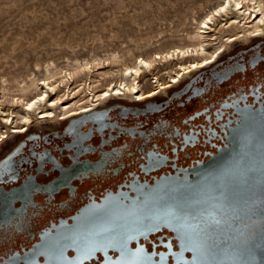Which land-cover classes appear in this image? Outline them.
Returning a JSON list of instances; mask_svg holds the SVG:
<instances>
[{"label": "flooded vegetation", "instance_id": "af4514ba", "mask_svg": "<svg viewBox=\"0 0 264 264\" xmlns=\"http://www.w3.org/2000/svg\"><path fill=\"white\" fill-rule=\"evenodd\" d=\"M218 60L143 105L105 103L63 128L22 133L0 157V264H52L42 245L54 239L64 264H118L119 248L83 256L64 225L108 194L206 161L248 109L264 108V43ZM127 248L141 250V264H174L180 250L166 228Z\"/></svg>", "mask_w": 264, "mask_h": 264}, {"label": "rangeland", "instance_id": "374dc122", "mask_svg": "<svg viewBox=\"0 0 264 264\" xmlns=\"http://www.w3.org/2000/svg\"><path fill=\"white\" fill-rule=\"evenodd\" d=\"M244 1L250 5L255 3V0ZM223 2L224 0H0V96L4 107L12 105L16 108L14 100L18 98L17 87L29 81L34 76L32 74L41 77L46 65L52 61L57 66L60 65V72L55 77L58 80L65 73L72 71L73 74L71 89L62 86L61 94L65 101H76L89 94L88 84L97 86L96 90L101 92L111 79L120 77L124 64H131L136 56L154 57L157 52L160 53L157 55L164 56L176 46L192 44L187 36L193 33L197 21L204 15L211 14ZM228 17L224 14L215 16L216 30L209 37L210 48L226 42L218 62L264 43V36L244 40L241 33L234 34L230 28L222 30V25H228ZM115 52L125 58L115 60L111 55ZM187 53L196 55L197 52ZM74 59L84 62L83 64L87 62V66L73 68L70 62L73 63ZM174 59L177 61V58ZM175 61L168 55L157 59L146 75L151 84L156 83L157 77L168 80L179 69L178 64L174 65ZM5 84L9 89L4 93L1 87ZM70 90L73 93L68 94ZM164 95H158L154 99ZM86 99L83 97L81 102ZM104 103L136 106L143 105L144 102L110 98ZM64 123L66 121L62 119L42 122L34 120L26 131L46 132L63 128ZM23 135L9 134L0 142V157L22 139Z\"/></svg>", "mask_w": 264, "mask_h": 264}, {"label": "water", "instance_id": "95a60500", "mask_svg": "<svg viewBox=\"0 0 264 264\" xmlns=\"http://www.w3.org/2000/svg\"><path fill=\"white\" fill-rule=\"evenodd\" d=\"M228 140L216 154L188 170L161 176L153 183L132 185L129 191L108 194L102 202L84 206L74 222L64 227L82 231L89 218H96L97 223L111 218L132 237L127 239V247L134 240L166 228L174 233L180 248L175 253L180 255L174 254V264H191V246L180 239L174 226L156 223L137 230L130 218L120 219L125 209L142 206L145 201L152 205L163 196L187 212H211L224 221L208 233L211 241L224 250L216 257L219 264H264V108L248 109Z\"/></svg>", "mask_w": 264, "mask_h": 264}, {"label": "bare ground", "instance_id": "6f19581e", "mask_svg": "<svg viewBox=\"0 0 264 264\" xmlns=\"http://www.w3.org/2000/svg\"><path fill=\"white\" fill-rule=\"evenodd\" d=\"M244 2V0H224V2L219 4L217 9H214L211 14L204 15L200 20H196L197 24L195 30L192 31V34L187 36L188 39L192 41V44L189 46H176L172 50L166 52L164 56L157 55L160 54L158 52L154 57L152 55L136 56L131 64H124V68L119 75L120 77L111 79L101 92L96 90L97 86L92 87L91 84H88L90 85L89 94L83 96L87 99L82 102V96L79 100L67 102L61 94L63 91L62 86H67L71 89L70 84L71 80H73L72 71L68 72V74L65 73L58 80V78L55 77L60 72V65L57 66L54 61L48 63L42 75L43 77H37L36 74H32V76H34L31 77L29 81L24 82L23 80L24 84L21 83L22 85L20 84L21 86L17 87L18 94L16 95L18 98L14 100L16 108L12 105L4 107L3 100L0 96V137L5 139L9 134H22L34 120L39 122L61 119L63 121L67 120L70 117L93 110L102 103L105 104L104 102L110 98L129 99L130 101L141 102L165 94L170 88L176 87L193 73L211 65L222 56L224 52L223 46H225L226 42H222L221 45L210 48L211 39L209 37L211 33L216 30V28H214L216 15H228V25H222V30L230 28L234 34L241 33L240 35L244 40H248L252 37L264 36V0H255V3L252 5ZM226 3L227 7H225ZM220 9H223V11H220ZM189 51L190 53L197 52L196 55L198 56L189 55V53H187ZM115 53L111 54L115 60H120V57L122 59L125 58L124 55L122 57L119 56L120 54ZM167 55L169 58H172L173 61L176 60L174 58H177L174 65L178 64L179 69L170 75L168 80H161L157 77L156 83L154 85L151 84L150 79L146 77L148 74L147 72L151 71L157 59H161L162 57L166 58ZM69 60L71 59L69 58ZM141 60H143V63H141ZM205 60L210 61V63L204 64ZM73 61L75 63L69 61L73 68L87 66V62L83 64L84 62L82 63L79 60L74 59ZM193 64L200 66L192 68ZM173 81H175V83ZM6 86L5 84L1 87L4 93L9 89H7ZM149 91L156 94L154 96H148ZM30 93L33 94L29 96ZM71 93H73L72 90L68 92V94ZM105 93H107V95H105ZM138 96L143 98L137 99ZM40 97H43V99H40ZM70 98L72 99L73 96ZM29 105H31V107H29ZM48 113H51V115H48ZM13 128L23 129V131L13 132ZM4 139H0V142Z\"/></svg>", "mask_w": 264, "mask_h": 264}, {"label": "snow or ice", "instance_id": "6c2138e0", "mask_svg": "<svg viewBox=\"0 0 264 264\" xmlns=\"http://www.w3.org/2000/svg\"><path fill=\"white\" fill-rule=\"evenodd\" d=\"M225 7H227V3ZM220 11H223V9H220ZM141 63H143V60H141ZM208 63L210 61H204V64ZM199 66L193 64L192 68ZM173 82L175 83V81ZM155 94L152 91L148 92V96H154ZM142 98L137 97V99ZM40 99H43V97H40ZM48 115H51V113H48ZM12 131L20 132L23 129L13 128ZM0 139L4 138L0 137ZM129 218L137 225V230L154 226L156 223H166L174 226L180 239L191 246L193 252L191 264H219L216 257L224 254V250L211 241L208 236L210 231L224 222L222 219L217 218V214L211 212L192 214L179 204L168 203L163 196H160L157 198V202H153L152 205L145 201L142 206L133 205L130 209H125L123 214L120 215V219L127 220ZM123 227L114 219L107 218L102 223H97V219L93 217L89 218L82 231L74 232L72 238L74 242H78V247L85 257L90 255L97 245H118L120 251L118 264H141L139 260L141 250L127 248V239L132 237L123 230ZM42 247L47 248V254L52 264H64L67 260L63 255L61 240L46 241ZM79 260L80 257H77L75 261H69L68 264H79Z\"/></svg>", "mask_w": 264, "mask_h": 264}]
</instances>
